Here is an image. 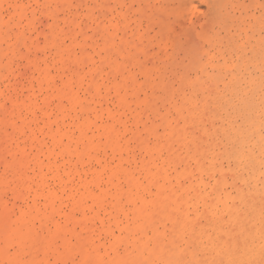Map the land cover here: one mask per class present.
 I'll return each instance as SVG.
<instances>
[{
	"label": "bare ground",
	"instance_id": "obj_1",
	"mask_svg": "<svg viewBox=\"0 0 264 264\" xmlns=\"http://www.w3.org/2000/svg\"><path fill=\"white\" fill-rule=\"evenodd\" d=\"M203 1L219 30L173 95L123 0H0V82L34 71L0 90V264H264V3Z\"/></svg>",
	"mask_w": 264,
	"mask_h": 264
},
{
	"label": "rangeland",
	"instance_id": "obj_2",
	"mask_svg": "<svg viewBox=\"0 0 264 264\" xmlns=\"http://www.w3.org/2000/svg\"><path fill=\"white\" fill-rule=\"evenodd\" d=\"M235 3L241 6L239 8L229 6L228 12L233 17L242 19V21L245 20L243 21L245 23L252 22L253 18H258L263 12L262 5L264 0H236ZM110 4L113 5V3ZM30 5L36 8L34 4ZM116 10L128 12L130 28L136 30L144 37L146 49L153 55L152 59H142V61H145L146 66L154 72H161L164 82L168 85L173 95L180 91L179 83L181 77H194V72L190 70L194 59L198 62L205 61V57L202 55V50L208 48L204 40L205 36L219 30L218 26L212 21V11L203 0H137L134 3H131L130 0H123L122 6H117ZM6 19H8V16ZM34 24L37 28L39 27L38 32L31 31V34L35 44L41 46L43 35H41L40 31L43 29L44 19L41 18V22L36 21ZM257 32L263 36L264 27H260ZM36 56L41 57V53L36 52ZM33 72V68L26 66V62L22 59L9 68L8 80L6 82L2 81L3 83L0 82V90L8 89V93L13 94L14 89L19 90L27 83L29 77L34 75ZM52 73L55 74V71H52ZM136 74L137 82H143L144 77L142 74L139 72H136ZM220 88L221 86H219ZM39 94L36 91L32 99L38 101L41 98V94ZM143 96L145 94H141V97ZM6 106H10V103L7 102ZM167 108H169L168 104L161 107V113H165ZM151 123L156 124L157 120L151 117L148 125ZM2 126L0 124V127ZM128 128L134 127L129 125ZM3 129L5 130L3 132L5 136L10 135L12 132L9 126ZM1 144L2 142L0 141ZM4 158L5 155L0 154V174L4 170L1 163ZM139 164L138 162L137 165ZM227 189L230 191L229 187ZM2 198L8 202V205L12 203L11 193L2 195ZM115 231L117 234V230Z\"/></svg>",
	"mask_w": 264,
	"mask_h": 264
},
{
	"label": "snow or ice",
	"instance_id": "obj_3",
	"mask_svg": "<svg viewBox=\"0 0 264 264\" xmlns=\"http://www.w3.org/2000/svg\"><path fill=\"white\" fill-rule=\"evenodd\" d=\"M38 111V110H37Z\"/></svg>",
	"mask_w": 264,
	"mask_h": 264
}]
</instances>
